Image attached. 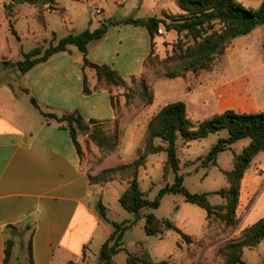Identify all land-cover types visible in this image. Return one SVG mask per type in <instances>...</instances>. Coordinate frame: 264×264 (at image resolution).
Returning <instances> with one entry per match:
<instances>
[{"label":"rangeland","instance_id":"1","mask_svg":"<svg viewBox=\"0 0 264 264\" xmlns=\"http://www.w3.org/2000/svg\"><path fill=\"white\" fill-rule=\"evenodd\" d=\"M10 1L0 0V117L25 132L39 135L40 139L66 154L68 152L60 141L69 139L68 132L59 130L56 124L45 126L41 111L59 116L78 111L83 117L102 120L90 124V128L116 136L118 141L115 148L99 147L89 134L80 133L79 138L84 143L83 168L91 182L86 202L99 215L98 205L103 203L109 209L110 221L127 225L137 221L124 237L127 252L143 254L151 262L167 264H225V257L219 251L239 237L238 225L229 227L215 217L208 219L204 209L187 203L182 195L165 196L159 209H144L138 220L136 214L125 210L119 200L135 177L144 198L151 201L164 187L172 185L177 175L184 177V186L193 194L214 193L228 187L225 172L233 170L236 156L249 146L250 139L239 141L221 153L217 166L208 167L203 163V158L219 139L228 137L227 131L191 142L180 137L177 141L179 171L176 174L167 167L166 153L149 155L138 168L134 163L144 153L149 123L169 104L184 102L187 116L195 125L228 110L237 113L256 111L254 92H264V67L260 69L264 65V52L260 35L255 34L249 40H245L246 36L238 37L229 42L223 53L216 55L206 68L172 79L167 76V70L173 69L178 62L171 58L175 53L179 55L182 49L186 51L196 45L191 35L168 32L162 25L152 41L145 27L124 24L111 27L106 40L91 46L92 55L88 59L96 64L103 62L117 71L125 82L118 87L104 85L103 91L86 95L83 92V61L77 59L82 54L75 46H70L67 54H61L64 58H57L34 74H22L12 65L23 60V53L36 47L47 49L69 35L97 30L110 18H158L170 23L184 13L178 0H58L55 5L45 7L16 4L13 6L14 17L9 19L4 5ZM236 1L246 9H258L261 4V0ZM12 25L17 37L12 33ZM242 41L235 64L229 66L223 58L227 49ZM244 58L247 62H243ZM86 72L93 89L98 80L93 70ZM242 75L246 76L240 77ZM32 97L39 108L32 103ZM47 132L54 138L47 137ZM155 145L167 147L160 139ZM241 199L245 203L243 212L253 206L252 203L264 200V154L257 156L247 170ZM209 202L216 207L227 204L218 195H211ZM239 207L237 217L242 215ZM149 213L160 220H170L191 241L174 231H165L162 236H148L145 217ZM251 215L245 225L263 218L264 211L254 218ZM109 227L114 232V227ZM23 248L16 251V256L22 260L28 257ZM127 252L116 256L117 264H126ZM244 259L247 264H264V242L255 249H246ZM97 261L101 264L100 254Z\"/></svg>","mask_w":264,"mask_h":264},{"label":"trees","instance_id":"2","mask_svg":"<svg viewBox=\"0 0 264 264\" xmlns=\"http://www.w3.org/2000/svg\"><path fill=\"white\" fill-rule=\"evenodd\" d=\"M57 0H11L4 5L9 19L14 17V5L28 4L30 6H52ZM178 6L183 14L172 19L170 23L163 19L149 18L146 20L108 19L100 28L91 31L86 30L78 35H69L59 41L57 45H50L47 49L36 47L28 53H23V60L14 63L22 74H28L37 66L48 62L55 55L67 52L70 46H75L84 57V81L83 92L91 95L103 91L104 85L122 86L125 80L119 73L107 65H99L88 59L89 46L94 42L103 40L109 29L119 25H135L145 27L154 41L163 25L168 32L175 31L178 35L188 33L196 42V45L181 50L171 61L178 62L173 69L167 70V76L174 79L189 71H197L206 68L212 63L215 56L223 53L226 45L232 40L250 35L258 27L264 25V1L258 9H246L236 0H178ZM47 27V24H46ZM12 33L17 37V32L12 25ZM153 51L149 56L152 61ZM149 62V63H150ZM7 63V62H6ZM5 64V63H4ZM94 71L98 80L92 89L86 69ZM103 85V86H102ZM28 92V91H27ZM32 103L39 108L37 100L32 97ZM47 123L54 121L61 129L67 130L73 144L80 155L83 148L80 143V133L89 134L90 138L99 147L115 148L117 137L109 136L103 130L90 128V124L96 121H87L78 111L63 114L46 113L41 111ZM66 124V125H63ZM228 132L227 138H220L209 154L203 158L205 166H217L219 155L232 148L239 141L250 139L249 146L245 147L241 154L235 158L234 168L225 172L228 187L214 193L193 194L184 186V177L177 175L172 185L164 187L154 201L145 199L140 184L135 177L129 189L120 197V204L130 213L140 219V213L144 209L157 210L161 206L163 198L167 195H182L185 201L204 209L207 218L215 217L226 223L229 227H236L239 219L237 211L240 203L242 182L245 174L254 159L264 152V112L255 114L237 113L233 110L225 111L208 120L195 125L187 116V106L184 102H176L165 106L159 114L149 123L146 147L143 155L134 163L136 168L144 165L149 155L167 154V167L173 173L179 171V157L177 141L182 137L186 142L203 140L211 135ZM162 140L167 147L156 146V140ZM211 195H218L226 200L225 206H213L209 202ZM98 210L103 221L114 227V232L103 244L100 251L101 264H117L115 257L122 252H127L124 247V237L127 231L137 224V221L127 225L110 221L107 208L99 203ZM146 233L148 236H162L165 231H174L182 238L191 241V238L170 220H160L153 213L146 215ZM21 228H23L21 230ZM35 230L34 219H29L18 225H10L5 230V259L3 264H23L22 258L16 256V248L23 247L28 242L29 264H34L32 251V238ZM264 241V218L247 228L236 240L220 250L225 257V264H247L244 259L246 249H255ZM126 264H154L147 256L131 254L127 252ZM159 264H167L161 262Z\"/></svg>","mask_w":264,"mask_h":264},{"label":"crops","instance_id":"3","mask_svg":"<svg viewBox=\"0 0 264 264\" xmlns=\"http://www.w3.org/2000/svg\"><path fill=\"white\" fill-rule=\"evenodd\" d=\"M263 1L261 0V4ZM255 34L260 35L264 52V25L247 35L245 40H249ZM107 37L108 34L103 40ZM95 43L98 42L89 46V59L92 55L91 46ZM241 45L243 41L227 49L223 58L229 66L235 64V57ZM244 46L248 49L247 45ZM70 50L69 47L67 52L55 55L48 62L34 68L29 74H34L57 58H64L61 54H67ZM79 58L83 61L84 81V57L81 55L77 59ZM243 62H247V59L244 58ZM99 65H104V63L99 62ZM263 67L264 65L260 69ZM253 98L256 101V111L251 113L264 112V92L255 91ZM110 103L114 111L111 97ZM91 117L86 116L85 119L88 122L102 121ZM45 123L48 127L56 124L59 130H64L56 122ZM45 134L49 138H54L52 133ZM60 142L68 154L57 146L40 139L39 135L25 132L0 117V264H3L5 259L6 228L29 219L35 221L32 238L34 264H99L97 260L101 248L113 233L109 227L111 224L103 221L101 216L86 202L91 182L84 171L83 159L78 154L70 134L69 139L64 138ZM80 143L84 148L81 140ZM262 154L264 152L259 156ZM252 205L246 209V212H243L245 203L242 199L240 200L239 211L242 210V215L238 214L239 224L237 226L240 235L264 218L252 220L247 225L244 224L251 214L254 218L264 211V200H259ZM107 211H109L108 207ZM28 242L29 239L23 245L25 253H28ZM17 248L20 247L17 246ZM23 260V264H29L25 258Z\"/></svg>","mask_w":264,"mask_h":264}]
</instances>
